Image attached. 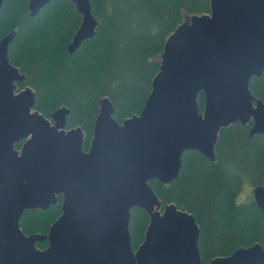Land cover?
Wrapping results in <instances>:
<instances>
[{"label":"water","instance_id":"95a60500","mask_svg":"<svg viewBox=\"0 0 264 264\" xmlns=\"http://www.w3.org/2000/svg\"><path fill=\"white\" fill-rule=\"evenodd\" d=\"M49 1L29 0V15ZM71 1L81 22L69 53L98 25L90 0ZM12 36L0 38V264H203L193 216L172 203L161 209L149 181L175 179L188 149L213 161L222 127L252 119L249 135L264 133V104L249 89L264 70V0H210L209 13L180 23L165 41L140 113L119 124L102 97L87 151L82 129L65 128L66 107L49 119L33 109L29 87L15 92L24 75L8 59ZM59 194L61 214L48 233L25 234L23 211L47 209ZM252 196L264 211V184ZM133 207L149 215L135 251ZM45 240L46 248L36 247ZM207 264H264V247H241Z\"/></svg>","mask_w":264,"mask_h":264},{"label":"trees","instance_id":"16d2710c","mask_svg":"<svg viewBox=\"0 0 264 264\" xmlns=\"http://www.w3.org/2000/svg\"><path fill=\"white\" fill-rule=\"evenodd\" d=\"M29 0H3L0 38L13 32L8 59L24 79L16 90L29 87L33 109L46 118L64 106L65 128L79 126L82 147L88 150L100 99L113 105V117L121 124L139 114L159 70V55L167 37L188 16L209 13L210 0H90L98 21L94 35L72 53L68 45L81 22L71 0H50L29 15ZM249 89L264 104V70L252 76ZM204 106L202 92L197 96ZM253 121H237L218 132L215 159L188 149L182 153L178 176L170 183L149 181L161 202L190 213L199 228L198 249L203 264L256 243L264 247V211L253 198L238 202L245 184L251 190L264 184V133L249 135ZM22 140L14 143L20 149ZM62 196L47 209H26L19 225L29 235L47 234L61 214ZM149 215L130 210L129 233L136 250L142 243ZM47 241L36 242L44 249Z\"/></svg>","mask_w":264,"mask_h":264},{"label":"rangeland","instance_id":"374dc122","mask_svg":"<svg viewBox=\"0 0 264 264\" xmlns=\"http://www.w3.org/2000/svg\"><path fill=\"white\" fill-rule=\"evenodd\" d=\"M192 15L191 16H188L186 18V21L190 22V19H191ZM15 92H17V90L15 89ZM251 198H253L252 196V190L250 188V186L248 184H245L243 187H242V190L239 192V194L237 195V198L236 200L238 202H247L249 201Z\"/></svg>","mask_w":264,"mask_h":264},{"label":"flooded vegetation","instance_id":"af4514ba","mask_svg":"<svg viewBox=\"0 0 264 264\" xmlns=\"http://www.w3.org/2000/svg\"><path fill=\"white\" fill-rule=\"evenodd\" d=\"M18 91V90H17ZM22 141H24V140H22ZM85 151H87V150H85ZM45 241H47V240H45ZM48 242V241H47ZM48 246V245H47ZM135 251V250H134Z\"/></svg>","mask_w":264,"mask_h":264}]
</instances>
